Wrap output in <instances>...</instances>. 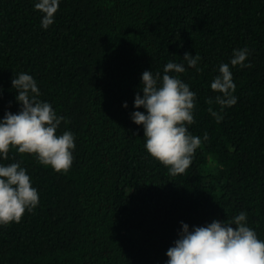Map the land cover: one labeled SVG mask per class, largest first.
<instances>
[{
    "label": "trees",
    "instance_id": "trees-1",
    "mask_svg": "<svg viewBox=\"0 0 264 264\" xmlns=\"http://www.w3.org/2000/svg\"><path fill=\"white\" fill-rule=\"evenodd\" d=\"M34 3L0 0V117L20 107L13 75L30 73L66 118L57 131L74 134V158L66 172L15 148L0 161L19 162L39 193L33 211L0 225V264H165L181 221L240 211L264 239V0H60L47 29ZM244 47L251 66L230 65L238 99L221 111L210 84ZM186 51L199 70L173 75L196 92L188 129L202 142L172 175L130 116L142 72Z\"/></svg>",
    "mask_w": 264,
    "mask_h": 264
},
{
    "label": "clouds",
    "instance_id": "clouds-1",
    "mask_svg": "<svg viewBox=\"0 0 264 264\" xmlns=\"http://www.w3.org/2000/svg\"><path fill=\"white\" fill-rule=\"evenodd\" d=\"M59 4L60 0H35L34 9L42 13L43 29L53 24ZM249 55L246 47L233 49L230 64L221 63L219 74L213 78L210 88L219 93L215 102L221 111L235 105L238 99L230 65L250 67L251 62L246 63ZM199 59L186 51L180 62L169 60L164 64L163 72L144 70L140 85L143 94L137 92L134 98L137 110L130 118L143 127L144 147L168 166L172 175L183 173L191 165L202 142L188 129L194 122L196 92L173 73H184L185 65L197 67ZM11 85L20 107L17 112L5 110L0 117V161L8 158L10 148H15L18 153L35 154L41 164L57 172L68 171L74 158L75 137L70 130L57 131L66 118L58 115L50 102L40 99V89L30 73L13 75ZM122 106L126 108L127 102ZM210 114L217 121L223 119L219 112L210 110ZM207 139L205 132L203 140ZM38 204L39 193L26 168L19 162H0V225L19 222L26 210L31 212ZM246 221V211H240L230 221L214 219L191 229L181 221L177 238L166 251L165 264H264V239Z\"/></svg>",
    "mask_w": 264,
    "mask_h": 264
}]
</instances>
